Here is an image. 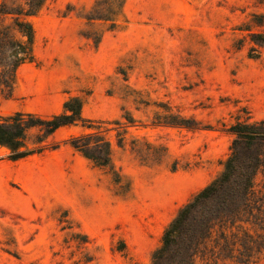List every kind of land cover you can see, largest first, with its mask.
I'll list each match as a JSON object with an SVG mask.
<instances>
[{
	"label": "rangeland",
	"instance_id": "obj_1",
	"mask_svg": "<svg viewBox=\"0 0 264 264\" xmlns=\"http://www.w3.org/2000/svg\"><path fill=\"white\" fill-rule=\"evenodd\" d=\"M97 2L47 0L32 19L36 62L20 68L11 98L0 91V121L60 114L79 97L95 122L17 162L0 146V264H153L179 210L223 172L231 126L264 119V49L251 51L264 0H125L114 31L87 20ZM91 132L111 143L116 175L67 143ZM39 138L26 132L30 148ZM255 186L263 196L262 172ZM218 237L195 264H235L216 255Z\"/></svg>",
	"mask_w": 264,
	"mask_h": 264
},
{
	"label": "trees",
	"instance_id": "obj_2",
	"mask_svg": "<svg viewBox=\"0 0 264 264\" xmlns=\"http://www.w3.org/2000/svg\"><path fill=\"white\" fill-rule=\"evenodd\" d=\"M46 2L2 0L0 4V91L7 98L13 96L20 68L36 62V32L32 19L41 13ZM104 2V5L96 4L100 14L96 18L91 15L87 20L108 23L114 31L118 28L117 21L125 0ZM253 18L256 27L264 28V15H253ZM252 35L255 47L251 51L264 49V33ZM250 57L255 59L257 55ZM83 107L82 98L72 97L60 114L44 117L18 112L3 118L0 121V146L10 150L8 160L17 162L59 148L60 143L49 140L63 128L81 126L95 130V122L84 117ZM168 124L199 129L190 121L174 120ZM34 128L39 131L40 138L35 148H30L26 132ZM99 133L72 136L67 143L96 167L116 175L111 143ZM228 133L235 139L231 153L223 163V172L179 210L164 232L162 245L153 254V264H195L199 254H205L203 246L215 232L219 235L215 248L220 259L252 264L254 257L264 255V195L259 196L255 186L257 175L264 174V119L239 120ZM116 181L120 183V180Z\"/></svg>",
	"mask_w": 264,
	"mask_h": 264
},
{
	"label": "crops",
	"instance_id": "obj_3",
	"mask_svg": "<svg viewBox=\"0 0 264 264\" xmlns=\"http://www.w3.org/2000/svg\"><path fill=\"white\" fill-rule=\"evenodd\" d=\"M6 160L3 158L2 153L0 152V168L6 166Z\"/></svg>",
	"mask_w": 264,
	"mask_h": 264
}]
</instances>
